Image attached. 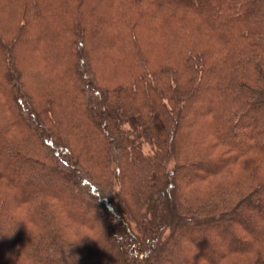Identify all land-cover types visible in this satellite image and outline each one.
<instances>
[{"label":"trees","instance_id":"obj_1","mask_svg":"<svg viewBox=\"0 0 264 264\" xmlns=\"http://www.w3.org/2000/svg\"><path fill=\"white\" fill-rule=\"evenodd\" d=\"M124 2L134 14L113 25L105 47L135 63L108 85L86 55L101 28L82 21L57 37L45 29L40 2L30 5L29 25L0 28V184L11 187L0 196V264H264V230L255 233L264 214V0ZM157 25L172 42L168 33L149 37ZM46 39L52 49H42ZM28 45L52 56L61 76L75 69L68 86L45 88L41 102L21 81L18 50ZM205 97L212 109L191 115ZM203 132L219 154L192 149ZM237 164L248 169L243 187H219L209 201L187 192L180 201L187 186ZM29 222L40 230L31 238ZM218 227L239 245L206 256L185 242L197 232L209 246ZM82 228L96 232L94 246Z\"/></svg>","mask_w":264,"mask_h":264},{"label":"rangeland","instance_id":"obj_2","mask_svg":"<svg viewBox=\"0 0 264 264\" xmlns=\"http://www.w3.org/2000/svg\"><path fill=\"white\" fill-rule=\"evenodd\" d=\"M46 1L47 0H0V28H4L6 26L13 27V25L15 24L19 26L22 24L23 25L27 24V21L29 20V16H30L29 14L32 10V7L30 5L32 3L34 4V2L36 3L40 2L41 4L37 6L39 9V12L44 11L42 19L46 17V24L47 23L49 24V26L44 25L45 29L47 30L49 27H51V29L49 28L48 30L49 33L53 31L54 35L57 34V37L67 36L64 33V31L66 30V26L68 24H74L73 26L76 25L77 27H80L78 24L83 23L82 21H87L88 22L87 25L89 27L101 28V34L99 35V33L98 34L94 33V36L91 38L90 42L92 44L90 45V48L87 49L86 55H88L89 57L88 59H90V57L91 59H94L93 61L94 66L90 64L89 68H91L93 73L96 76H98L104 84L108 85V83H113L118 80L120 82L122 81L124 77H126L129 74V72L131 71L135 63V60L130 59L129 61H127L125 59V56H123L122 54H117L114 51H109L112 49V47H109V48L105 47V45L107 44L106 43L107 41L105 40V36L107 35L110 37V32H111L113 25L116 23L115 25L119 26V23H122L125 20L126 14H130V15L134 14V11L132 10V8L125 7L124 1L126 0H114V1L113 0H109V1L103 0L102 2H98V0H86L84 4L80 2L74 3L76 0H71V1L64 0V4H61V0H58V1L48 0L49 2L48 4L50 5L53 4L54 8L56 7V12L48 11L49 7L45 6ZM98 12L109 13V18L103 19V20L98 19L97 15L98 17L100 16ZM114 18L116 19L114 20ZM74 19L76 20L74 21ZM117 21H119V23ZM118 26H115V29H117ZM158 26L159 25H157V27L150 29L149 37L154 38L156 35H158L159 36L158 38L161 39L160 38L161 32L168 33L169 34L168 38L171 37V39L169 40L166 38L165 40H169V42H172L173 38H172L170 30L162 29V28H159ZM30 28L28 27L27 30L30 31L31 30ZM37 28L38 27L33 29V32L27 36L28 39L33 40L32 38L33 35L34 34L37 35L39 33ZM115 29H112V30L115 31ZM15 32L16 31L13 30L11 33L14 34ZM75 35L76 34L74 32L73 33L70 32L69 34V36H73L74 38H76ZM43 42L44 43H42V46L41 44L40 46L43 47L42 49L44 50H46L47 47L49 49H52L50 48V46L51 47L54 46V44L47 39ZM59 42L60 41H57V45H59ZM118 42L116 43L118 44ZM147 43L148 42H146V44ZM72 45L73 44H71V46ZM18 51H19L18 54L20 57L19 65H21V68L24 73V75H22L21 77L22 78L21 81L24 84H26L28 91L29 90L31 91L36 102L38 101L41 102V99L43 98V95L45 94L44 93L45 88L50 87L51 90L58 91L60 90V88L65 87L66 85L68 86L67 82L71 83V80L75 79V69L74 68L73 69L69 67L65 68L63 72L64 73L63 76L58 74L61 68H59L58 70L55 65H51L52 63L49 64L46 57H48L49 59L52 56L50 57L46 56L44 53L45 51L43 52L38 51L34 53L32 52L31 46L29 47V45L21 47ZM51 60L53 61V57L51 58ZM37 72L41 73L39 77L37 76ZM32 73H36V75L33 76ZM29 84L31 85L30 88H29ZM54 94H56L57 96L63 97V95H61V92L53 93V95ZM68 103L69 101L60 104L62 105V106H59V108L61 109V112H63V108L67 106ZM201 103H202L201 107L195 106L192 108L193 110H191V115L199 114L202 111L212 109L213 105L210 104L211 102H209L206 99V97L202 99ZM62 115L65 116L63 113ZM187 121H189L188 118H187ZM21 135H24V134H21ZM200 135L204 136L205 133L203 132V134L201 133ZM192 137H193V134H192ZM206 137L207 136H204V138H200V141L199 142L197 141L198 143L195 141L196 139L193 138L190 143H194L195 147L193 146L192 149L195 148V150H202L204 152H210V154L214 156L219 154L220 148L215 149L213 146H211V143H213V139L209 137L206 138ZM181 152L183 154L184 150H182ZM246 160H249V158ZM210 162L211 163H209L208 168L214 167L216 164V161H210ZM205 168H199L196 171H200L201 169H205ZM1 169H2V166H0V170ZM247 170H248L247 168L242 167V165L240 164H237L235 166L228 168L225 172L213 178H209L198 184L187 186L186 194L187 192L188 193L190 192L196 198L202 199V201H209L210 199H213V198L217 199L219 198L218 192H217V189L219 187L227 186V185H237V186L243 187L248 181L250 182V179L249 180L247 179L245 183L240 182L243 179L242 177L245 175V172ZM91 173L94 175V177H97L98 175H100L98 174V172L95 174L94 171ZM105 173L107 172L104 171L103 174ZM192 174L193 173L190 174L189 172L185 175V177L186 178L191 177ZM118 184L119 183L115 184L116 190L120 188V185ZM7 188H9V184H7ZM7 188L0 184V196L2 194L9 195L11 190L8 191ZM229 188L231 187H228V189ZM56 190H57V193H60L62 195L63 193L65 194V190L63 191L59 187H57ZM186 194L183 195V192L180 193L181 202L183 200L185 201L184 203L188 202L187 199H185V197L188 196V194L187 195ZM193 198L194 197H192V199ZM16 213L19 217H21V214H22V217L25 214L23 208H20L19 210H17ZM260 217L261 219L259 220V222L257 221L256 223L257 224L256 230H255L256 234H260L262 230H264V225L262 224V220L264 223V214L261 215ZM28 225H29V238H31L33 234L36 235L40 233V230L34 229L32 227L33 225L30 222L28 223ZM61 227L64 228L65 225L61 223ZM81 230H83V232L89 235V242L91 244V247L94 246L95 245L94 240L98 239V236L95 234L96 232H93L85 228H82ZM69 233H70L69 230L65 231V234L69 235ZM216 233H217L216 238L213 240V242L209 246H206L203 243V240H206L207 236L199 234L197 232L186 234L185 242L188 243L189 241H193V242L199 243V245H202L204 247L203 250L206 256H209L210 252L216 253L218 250L219 251L222 250L223 247L227 246L229 243L232 244L233 246L239 245L238 241L232 242L229 240V233L227 232V230H224L218 227V230ZM80 234L81 233H79L78 235L74 234L73 237L69 235V237H72L73 239H79ZM23 241L25 243L26 240L23 239ZM186 250H188V254L189 253L193 254L192 249L187 248ZM197 255L198 257H201L199 253H197ZM12 260L13 258H10L7 262L11 263Z\"/></svg>","mask_w":264,"mask_h":264}]
</instances>
